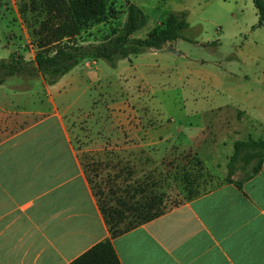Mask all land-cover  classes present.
<instances>
[{"label": "rangeland", "instance_id": "rangeland-1", "mask_svg": "<svg viewBox=\"0 0 264 264\" xmlns=\"http://www.w3.org/2000/svg\"><path fill=\"white\" fill-rule=\"evenodd\" d=\"M126 1L149 18L133 38H145L170 12L185 13L188 28L172 44L181 54L166 48L146 51L118 61L115 68L94 61L89 72L101 82L90 86L87 96L103 107L109 103L108 96L121 91L125 100L150 101L158 114L153 112L149 124H159L170 140L161 145L163 152L168 149L165 153L145 158L137 154L134 163L128 162L120 154L103 150V140L96 138L110 130V124L101 125L88 114L86 119L79 116L70 126L75 128L72 140L92 192L112 208L120 197L144 203L157 196L162 199L159 208L170 211L225 183L241 184L264 159V148L246 145L264 140V28L256 26L252 0H108L105 22L82 30L72 41L87 44L118 30L126 17ZM47 18L45 0H0V59L17 54L31 61L38 52H52L54 44L43 47L40 34ZM5 87L9 95L17 93L25 115L32 110L30 101L45 104L48 99L41 77H12ZM226 104L220 112L196 114ZM189 123L193 134L197 125L204 127L193 151L175 145L189 138ZM169 144L174 145L172 149ZM235 144L241 145L237 154Z\"/></svg>", "mask_w": 264, "mask_h": 264}, {"label": "crops", "instance_id": "crops-1", "mask_svg": "<svg viewBox=\"0 0 264 264\" xmlns=\"http://www.w3.org/2000/svg\"><path fill=\"white\" fill-rule=\"evenodd\" d=\"M93 65L84 61L47 85V101H30L27 115L17 93L0 85V264H69L104 240L111 241L120 264H264V160L240 187L225 183L110 238L70 126L81 115L110 124L96 138L103 150L132 163L137 154L168 151L161 145L170 136L149 124L158 114L150 101H132L127 94L125 100L121 91L103 107L87 96L101 82L89 72ZM187 127L189 138L175 145L193 151L204 127L197 125L194 134Z\"/></svg>", "mask_w": 264, "mask_h": 264}, {"label": "trees", "instance_id": "trees-1", "mask_svg": "<svg viewBox=\"0 0 264 264\" xmlns=\"http://www.w3.org/2000/svg\"><path fill=\"white\" fill-rule=\"evenodd\" d=\"M162 1L166 2L167 0ZM252 3L257 11V26L264 27V0H252ZM126 4V17L118 30L99 41L79 44L72 39L91 25L105 22L109 16L108 0H45V12L48 18L41 25L42 46L54 44V49L50 53L38 52L31 61H27L17 54L8 59H0V85L12 77L27 79L41 77L46 85L51 86L87 60L95 62L102 60L110 67L115 68L120 60L137 57L146 51L161 50L172 45L183 38V33L188 28L185 13L170 12L146 34L145 38H133L135 33L147 26L149 18L134 3L126 1ZM246 145L251 148L254 146L264 148V140L248 141ZM240 147V144H235V154L238 153ZM263 160L260 159L254 166L249 178L259 172ZM236 185L240 187L241 184ZM134 192L136 194L137 190L134 189ZM93 195L111 239L146 224L169 211L165 208H159L162 199L157 196H151L144 203H132V199L123 201L120 197L116 208H112L107 202L100 200L95 192ZM196 197L198 195L190 200ZM125 220L127 223L122 225ZM69 264L120 263L111 241L104 240Z\"/></svg>", "mask_w": 264, "mask_h": 264}, {"label": "water", "instance_id": "water-1", "mask_svg": "<svg viewBox=\"0 0 264 264\" xmlns=\"http://www.w3.org/2000/svg\"><path fill=\"white\" fill-rule=\"evenodd\" d=\"M166 51L171 52V53H173V54H175V55H180V54H181V53L177 52V51L174 49L173 45H168V46L166 47Z\"/></svg>", "mask_w": 264, "mask_h": 264}]
</instances>
